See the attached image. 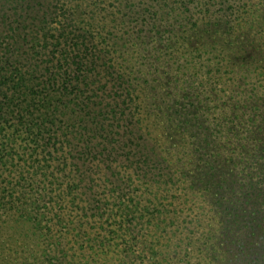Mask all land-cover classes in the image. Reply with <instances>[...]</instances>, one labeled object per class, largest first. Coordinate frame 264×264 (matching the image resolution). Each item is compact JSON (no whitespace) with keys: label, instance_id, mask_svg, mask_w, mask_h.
I'll return each instance as SVG.
<instances>
[{"label":"trees","instance_id":"trees-1","mask_svg":"<svg viewBox=\"0 0 264 264\" xmlns=\"http://www.w3.org/2000/svg\"><path fill=\"white\" fill-rule=\"evenodd\" d=\"M0 264H264V0H0Z\"/></svg>","mask_w":264,"mask_h":264}]
</instances>
